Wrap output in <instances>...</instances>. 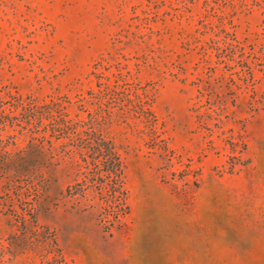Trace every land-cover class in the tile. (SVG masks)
I'll use <instances>...</instances> for the list:
<instances>
[{"label": "rangeland", "instance_id": "1", "mask_svg": "<svg viewBox=\"0 0 264 264\" xmlns=\"http://www.w3.org/2000/svg\"><path fill=\"white\" fill-rule=\"evenodd\" d=\"M100 71L148 94L157 132L134 116L108 127L129 206L111 231L64 198L66 162L43 168L36 221L54 232L59 264H264V0H0L3 100H75ZM18 129L0 130L7 151L36 166V133ZM6 184L0 264H54L16 219L34 195L7 199Z\"/></svg>", "mask_w": 264, "mask_h": 264}, {"label": "trees", "instance_id": "2", "mask_svg": "<svg viewBox=\"0 0 264 264\" xmlns=\"http://www.w3.org/2000/svg\"><path fill=\"white\" fill-rule=\"evenodd\" d=\"M95 75L97 89H89L86 95H78L75 100L56 95L42 102L37 99L25 102L21 94L12 91L6 94L8 101L0 97V130L7 125H17L19 134L36 133L39 142L36 153L40 160H36L34 166L14 161L7 151L8 141L0 134V180H7L3 186L7 199L11 193L20 199V193L34 195L33 202H23L26 207L16 219L21 222L23 231L29 230L35 237L29 247L42 248L44 257L51 256V261L47 260L49 263L63 262V255L54 232L36 221L49 189L43 168L53 160L57 164L66 162L74 175L64 198L77 212L92 213L99 225L111 231L122 225L129 206L124 157L108 127L114 122L125 123L127 118L134 116L145 122L152 132H157L148 94L140 93L121 72L113 74L112 81L105 72ZM7 103L12 104L8 107ZM87 103H96L98 107L89 109ZM72 107L75 109L73 115L69 112ZM114 107H118L117 112L113 111ZM19 108L25 112V118L13 115ZM3 205L0 203V208Z\"/></svg>", "mask_w": 264, "mask_h": 264}]
</instances>
